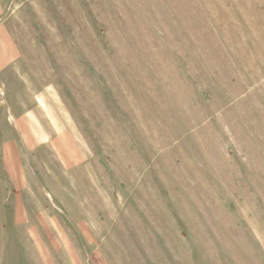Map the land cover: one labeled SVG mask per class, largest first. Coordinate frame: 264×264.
<instances>
[{
	"label": "rangeland",
	"instance_id": "rangeland-1",
	"mask_svg": "<svg viewBox=\"0 0 264 264\" xmlns=\"http://www.w3.org/2000/svg\"><path fill=\"white\" fill-rule=\"evenodd\" d=\"M0 264H264V0H0Z\"/></svg>",
	"mask_w": 264,
	"mask_h": 264
}]
</instances>
